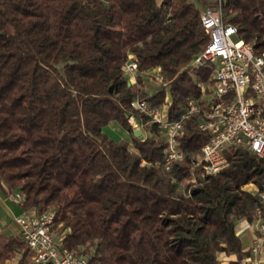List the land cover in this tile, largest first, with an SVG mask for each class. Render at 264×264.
Wrapping results in <instances>:
<instances>
[{"label":"trees","instance_id":"1","mask_svg":"<svg viewBox=\"0 0 264 264\" xmlns=\"http://www.w3.org/2000/svg\"><path fill=\"white\" fill-rule=\"evenodd\" d=\"M207 7L262 52L264 0H0V192L22 191L23 210L54 209L62 246L92 263L239 264L248 253L236 225L258 216L245 185L264 188V160L235 146L226 167L182 187L209 141L202 114L185 122L169 171L154 164L165 154L158 126L145 118L150 134L136 135L128 121L137 96H169L171 119L201 97L212 70L193 62L209 42ZM154 67L163 85L148 92L143 71ZM112 120L131 142L107 136ZM31 256L20 233L0 229V264H37Z\"/></svg>","mask_w":264,"mask_h":264},{"label":"built area","instance_id":"2","mask_svg":"<svg viewBox=\"0 0 264 264\" xmlns=\"http://www.w3.org/2000/svg\"><path fill=\"white\" fill-rule=\"evenodd\" d=\"M217 1L221 3L222 0ZM201 20L209 33V42L196 55L193 63L197 66L208 63L212 70L210 80L201 85V97H189L186 110L178 119L169 117L167 101L160 106L145 98L134 97L132 112L128 116L135 130L144 126L145 118L147 124L158 126L165 142V154L163 160L154 164L169 171L184 156L179 136L184 132L185 122L193 113L202 114L199 127L209 135V141L193 160L190 176L181 182L184 186L226 167L229 164L228 154L235 146H243L264 160V49L257 53L253 42L241 38L237 25L224 21L220 7L204 8ZM123 69L125 74L134 76L140 71L132 53L128 55ZM156 69L159 70L157 78L162 80L160 67L143 72ZM256 192L261 201L256 210L258 217L241 219L243 230L254 232L249 247L252 255L262 251L264 235V188L256 187ZM23 198L22 191L11 195L12 201L17 204ZM54 216V209L47 208L41 212L22 210L15 217L19 233L31 250L32 261L37 264H97L90 262L84 254L62 246V236L56 238L52 229ZM259 263L255 255L244 256L240 262Z\"/></svg>","mask_w":264,"mask_h":264},{"label":"rangeland","instance_id":"3","mask_svg":"<svg viewBox=\"0 0 264 264\" xmlns=\"http://www.w3.org/2000/svg\"><path fill=\"white\" fill-rule=\"evenodd\" d=\"M234 39H237V36L234 35ZM158 72H159L158 69L153 70L151 72L150 71L143 72V77H142V80H141V84H142L144 90H146L148 92H153V91H155L156 89L160 88L163 85V81L157 78ZM138 74L135 75V76L133 74H126V76L128 77L129 82L132 83V82H136L137 81ZM168 89L169 88H167V91H168ZM168 95H169V93H168ZM166 100L167 99L165 97L164 101L161 104H159V105L163 106L166 103ZM139 127H140L141 134H143V136H146V135L150 134V131L147 130L148 127H146V128L144 126H139ZM104 132L107 134V136H109V137H111L113 139H117V140L118 139H121V140L123 139V140H128V141L131 142L132 139H133L131 132L128 131L125 127H123V125L118 120L110 121L104 127ZM160 135H161V133H160ZM181 186L183 187L184 185H181ZM256 187L257 186L254 183H248V184L245 185L246 189L252 191L253 193L258 194L256 192ZM0 193L4 194L3 192H0ZM13 194H15V192ZM11 195H10V198H11ZM50 208L51 207H49V209ZM257 217H255V218H257ZM255 218H253V219H255ZM59 226H61V224ZM236 226H237V235L240 236V238L242 239L243 249L248 251L247 255H250V256H254L255 255L259 259V262H260L259 264H261V262H262V264H264V235L262 237L263 238L262 239V241H263V243H262V246H263L262 251L259 252L258 254L252 255V252L250 251L249 247H250V244H251V242H252V240L254 238V232L251 229L243 230V224L241 223V219L237 220V225ZM54 234H55L56 238H58V237L61 236L62 231L60 232V230L55 228L54 229ZM247 238H249V242L245 243V241H247ZM219 255L221 256L223 262H226V258H224L225 254L221 252V253H219ZM247 255H245V256H247ZM85 256H87V255H85Z\"/></svg>","mask_w":264,"mask_h":264},{"label":"crops","instance_id":"4","mask_svg":"<svg viewBox=\"0 0 264 264\" xmlns=\"http://www.w3.org/2000/svg\"><path fill=\"white\" fill-rule=\"evenodd\" d=\"M22 207L14 203L10 196L0 193V229L5 233H19V226L15 217L22 211ZM14 230V231H13ZM249 242V238L245 243Z\"/></svg>","mask_w":264,"mask_h":264},{"label":"water","instance_id":"5","mask_svg":"<svg viewBox=\"0 0 264 264\" xmlns=\"http://www.w3.org/2000/svg\"><path fill=\"white\" fill-rule=\"evenodd\" d=\"M110 90H112V87L110 88ZM135 134H136V135H140V134H141L140 129H136V130H135Z\"/></svg>","mask_w":264,"mask_h":264}]
</instances>
